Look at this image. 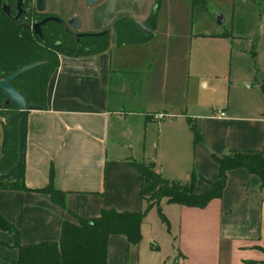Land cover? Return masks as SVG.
<instances>
[{
  "label": "crops",
  "instance_id": "obj_1",
  "mask_svg": "<svg viewBox=\"0 0 264 264\" xmlns=\"http://www.w3.org/2000/svg\"><path fill=\"white\" fill-rule=\"evenodd\" d=\"M152 11L133 18L144 22ZM151 39L113 44L92 55L60 56L48 84L47 109L29 110L26 117L28 187L46 186L53 167L55 185L67 193L68 207L81 217L94 218L106 208L146 207L142 175L130 161H154L158 172L181 182H188L195 170L200 176L196 192L202 193L218 178L213 155L222 156L230 149H264V98L254 110L243 103L237 111L229 102L197 115L194 124L202 140L195 143L188 120L191 113L182 109L178 52L161 49L163 42L151 50ZM216 39L233 41L227 33ZM176 44L174 39L171 45ZM254 54L257 57L259 51ZM151 59L157 68L154 74ZM147 66L149 74L143 71ZM262 72L256 86L264 92L263 68ZM131 86L141 93L137 100L146 109L128 105L134 100L128 93ZM157 114L163 118H156ZM161 208L166 220L152 206L142 222L139 243L123 234L110 235L108 264L264 262V186L246 169L231 170L222 197L205 207L163 198ZM1 216L19 229L23 244L57 241L64 220H76L47 193L0 185ZM18 256L14 236L0 226V264H10Z\"/></svg>",
  "mask_w": 264,
  "mask_h": 264
},
{
  "label": "trees",
  "instance_id": "obj_2",
  "mask_svg": "<svg viewBox=\"0 0 264 264\" xmlns=\"http://www.w3.org/2000/svg\"><path fill=\"white\" fill-rule=\"evenodd\" d=\"M159 1V0H158ZM7 4L14 13L18 12V0H0V81L25 65L41 62L40 65L24 72L11 84L22 93L28 105L46 110L48 107V84L60 64V56L80 57L92 55L110 49L114 44L116 32L117 45L147 42L153 34L143 30L130 16L114 21L112 28H104L100 34L85 35L79 39L68 34L64 27L55 21L42 26L43 36L35 34L30 23L40 21L49 14L36 9L35 0H23L26 14L11 18L3 11ZM158 6L144 23L156 28ZM93 32V33H97ZM264 90V89H263ZM7 96L0 89V118L2 135L0 140V174L6 173L19 157V118L5 120L18 111L14 102L6 103ZM194 133V142L202 140V135L191 118L188 119ZM26 135V120H25ZM218 163V178L210 188L202 193L196 192L200 178L194 170L188 182L172 180L155 169L154 161H130L142 175L141 195L157 197V202L137 211H119L115 208L103 209L99 216L86 218L72 211L66 201V192L56 187L54 169L51 168L50 181L42 188L32 189L25 182V156L21 165L9 179H0V185L7 189L21 191H39L47 193L52 200L76 218V222L64 220L61 236L57 241H42L23 244L19 229L4 217H0V226L14 236V246L19 256L10 264H108L107 250L112 234H123L137 244L142 239V222L149 209L156 205L162 218L161 201L179 203L185 206L205 207L216 198L222 197L229 172L234 169H246L261 179L264 186V149H230L222 156L213 155ZM166 220V219H165ZM264 264V262H262Z\"/></svg>",
  "mask_w": 264,
  "mask_h": 264
},
{
  "label": "rangeland",
  "instance_id": "obj_3",
  "mask_svg": "<svg viewBox=\"0 0 264 264\" xmlns=\"http://www.w3.org/2000/svg\"><path fill=\"white\" fill-rule=\"evenodd\" d=\"M106 1L87 5L84 0H47L45 13L63 19L76 16L80 31L93 33L112 28L120 17H135L158 6L151 50L158 47V42H163L161 49L178 52L182 109L191 113L188 115L193 122L198 121L197 115H204L225 103L230 102L238 111L243 103L254 110L262 102L264 92L256 85L258 80L261 81L264 69V57L261 58L264 54V0ZM219 14L224 18L221 24L217 20ZM225 33L233 40L231 43L216 39ZM174 39L177 42L175 47L171 45ZM256 50L259 51L257 57ZM151 63L153 68V59ZM156 70L154 67L151 72L154 74ZM143 71L150 72L148 66ZM245 81L254 84L248 86ZM128 93L134 98L128 102L131 108L146 109L138 103L140 92L131 86ZM197 129L202 135L199 127ZM156 198L146 194V206L149 202H157Z\"/></svg>",
  "mask_w": 264,
  "mask_h": 264
},
{
  "label": "water",
  "instance_id": "obj_4",
  "mask_svg": "<svg viewBox=\"0 0 264 264\" xmlns=\"http://www.w3.org/2000/svg\"><path fill=\"white\" fill-rule=\"evenodd\" d=\"M87 5H94L99 0H84ZM36 9L39 12H45L47 7V0H35ZM18 12L14 13L10 6L5 4L3 6V11L9 15L11 18L17 19L20 15L26 14V11L23 8V0H18V6H17ZM217 20L219 24L223 23L224 18L223 15L219 14L217 15ZM48 21H55L58 24H60L64 29L75 36L76 38H80L85 35H95L100 34L102 32L97 33H83V32H76L80 28V21L76 16H72L68 19H63L58 15H50L46 18L32 22L30 23V28L33 30L35 34H39L40 36H43L42 33V26L47 23ZM136 22L140 25V27L145 30L148 33H153L154 30L147 26L143 21L136 19ZM114 44H117V36L116 32L113 34ZM41 62H35L32 64H28L23 66L22 68L16 70L9 76L5 77L3 80L0 81V89L4 91V93L7 96L6 103L14 102L17 107L18 111L14 114H11L5 118V120H10L13 118H19V157L17 162L10 168V170L6 173L0 174V179H9L16 169L21 165L24 156H25V120L28 114L29 110L37 109L34 105H28L26 98L22 95L20 91H18L16 88H14L11 84V82L17 78L19 75L23 74L24 72L40 65Z\"/></svg>",
  "mask_w": 264,
  "mask_h": 264
},
{
  "label": "built area",
  "instance_id": "obj_5",
  "mask_svg": "<svg viewBox=\"0 0 264 264\" xmlns=\"http://www.w3.org/2000/svg\"><path fill=\"white\" fill-rule=\"evenodd\" d=\"M219 112H220L221 115H224L225 114V112L223 110H220ZM156 118L162 119L163 118V114H157L156 115Z\"/></svg>",
  "mask_w": 264,
  "mask_h": 264
},
{
  "label": "flooded vegetation",
  "instance_id": "obj_6",
  "mask_svg": "<svg viewBox=\"0 0 264 264\" xmlns=\"http://www.w3.org/2000/svg\"><path fill=\"white\" fill-rule=\"evenodd\" d=\"M39 21V20H38ZM67 32V31H66ZM76 32H83V33H87V32H84V31H80V28L78 29V30H76ZM68 33V32H67ZM92 33V32H91ZM68 34H70V33H68ZM70 35H72V34H70ZM73 36V35H72ZM73 37H75V36H73Z\"/></svg>",
  "mask_w": 264,
  "mask_h": 264
}]
</instances>
